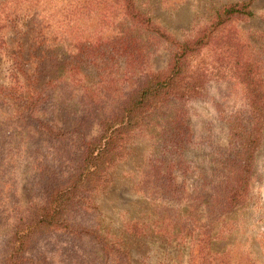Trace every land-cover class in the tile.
Wrapping results in <instances>:
<instances>
[{"label": "rangeland", "instance_id": "374dc122", "mask_svg": "<svg viewBox=\"0 0 264 264\" xmlns=\"http://www.w3.org/2000/svg\"><path fill=\"white\" fill-rule=\"evenodd\" d=\"M95 1L115 2L6 3L14 22L0 25V264H264V97L261 140L244 196L223 210L215 182L235 156L229 118L241 114L248 130L254 119L245 87L232 77L241 64H254L264 95V0H134L136 10L178 41L211 26L207 43L191 63L200 67L198 91L178 102L183 111L179 128L170 120L173 108L167 107L134 131L128 158L115 166L105 191L93 197L94 217L104 234L100 241L106 246L67 229L46 228L15 252L17 228L65 183L68 160L83 140L98 134V119L128 89L123 70L117 71L125 60L120 55L112 70L99 69L86 58L69 64L66 44L72 40L65 34L99 32L105 38L128 27L122 6L105 19L92 6ZM243 3L251 15L231 16L213 26L217 12ZM147 34L139 40L147 41L152 36ZM145 40L138 61L165 68L174 45ZM113 55L108 48L102 57ZM154 160L163 162L170 180H162L161 190L152 182L141 190L143 174ZM63 215L76 228L85 222L83 210L71 208ZM128 222L137 226L136 232L127 228Z\"/></svg>", "mask_w": 264, "mask_h": 264}, {"label": "trees", "instance_id": "16d2710c", "mask_svg": "<svg viewBox=\"0 0 264 264\" xmlns=\"http://www.w3.org/2000/svg\"><path fill=\"white\" fill-rule=\"evenodd\" d=\"M8 1L15 5L22 1L31 3L34 0H0V25L5 27L8 26L7 20L14 22V19L10 18L9 6L6 4ZM99 3V1H95L92 6L97 9L101 18L105 19L110 18L112 14L115 15L116 9L122 6L124 13L121 14V18L125 20L128 27L119 28L118 31L105 38L98 36L99 32L71 31L67 35L65 34L72 40L66 44L70 58L69 64L73 63V60L86 58L99 69L102 65V67L112 70L117 66L114 58L120 55L125 60L123 67L117 66V71L120 74L121 69L123 70L122 80L127 83L128 89L118 96L112 107L98 119V134L83 140L81 150L68 160L65 183L56 188L47 200L36 208L28 222L17 228L14 239L15 252L24 247L31 234L46 228L67 229L70 233L97 239L106 246V243L100 241L102 238L104 239V234L98 218L94 217L93 197L105 191L111 184L115 166L128 158L129 143L134 131L146 124L154 114L167 107L173 108L170 120L179 128L183 120V111L177 105L178 102L190 98L198 91L195 80L200 76V67L191 63L199 54L200 48L207 43V38L212 31L209 29L211 26L202 30L198 36L178 41L166 34L160 26L154 25L149 17L136 10L134 0H115L113 5H100ZM99 6L101 7L99 8ZM246 8V3L233 4L223 8L217 12L213 26L220 25L231 16L251 15L252 13ZM144 31L152 34L147 38V41H154V45L160 39L174 45L171 61L165 68H148L145 62L138 61L144 56L142 45L145 39L139 40L138 38L141 34L142 38H146L148 34ZM105 46L114 53L108 59L102 57L108 49L105 50ZM19 57L20 53L14 52V58L18 60ZM111 60L114 62L108 65L107 63ZM253 66L252 63L246 62L245 65L241 64L240 70H235V73L232 74V77L238 79L240 85L245 87V99L252 108L254 119L250 130L245 128V117H242L241 114H234L228 120L235 156L229 160L231 165L224 168L221 171L222 174L216 175L215 180L216 185L220 187L217 192V202L223 210H228L234 202H238L244 196L245 186L250 181L253 152L261 140L259 134L263 114L261 100L264 95L260 92L262 88L254 76H257L258 71ZM68 71L72 77L76 74L74 67H70ZM65 86L72 87L68 82ZM257 89L259 96H257ZM39 93L41 94L36 90L32 91L36 97L40 96ZM33 95L31 98L35 100ZM75 133L77 134L76 131ZM149 166L150 170L145 172L141 179L140 189L145 190L152 182L154 187L161 190L164 186L162 180H170V177H164L168 173L166 167L159 160L152 161ZM161 197L162 195L158 194V198L161 199ZM158 198L152 197L151 199ZM71 208L72 210H83V213L86 214L85 222L79 228L70 225L64 218L63 214L70 211ZM126 226L130 231L136 232L135 224L132 225L128 222ZM120 250L126 252L124 248H120Z\"/></svg>", "mask_w": 264, "mask_h": 264}]
</instances>
